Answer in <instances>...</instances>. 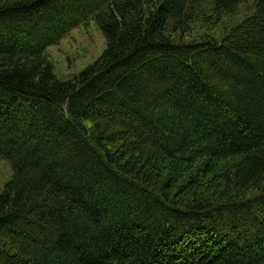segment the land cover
<instances>
[{"label":"trees","instance_id":"trees-1","mask_svg":"<svg viewBox=\"0 0 264 264\" xmlns=\"http://www.w3.org/2000/svg\"><path fill=\"white\" fill-rule=\"evenodd\" d=\"M0 160V264H264V0H0Z\"/></svg>","mask_w":264,"mask_h":264},{"label":"rangeland","instance_id":"rangeland-1","mask_svg":"<svg viewBox=\"0 0 264 264\" xmlns=\"http://www.w3.org/2000/svg\"><path fill=\"white\" fill-rule=\"evenodd\" d=\"M253 11L251 5L244 6L234 21H242ZM219 27L216 36L221 37L223 30ZM227 31V29H226ZM225 31V32H226ZM224 32V33H225ZM106 49V40L97 24L74 30L58 45L46 51V57L53 66L55 74L63 81L74 79L84 69L97 61ZM13 169L9 163L0 160V195L12 180Z\"/></svg>","mask_w":264,"mask_h":264}]
</instances>
